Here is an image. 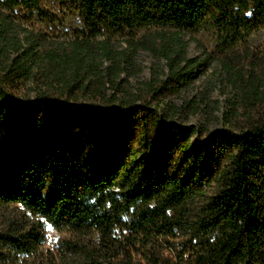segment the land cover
I'll return each mask as SVG.
<instances>
[{
	"label": "trees",
	"instance_id": "trees-1",
	"mask_svg": "<svg viewBox=\"0 0 264 264\" xmlns=\"http://www.w3.org/2000/svg\"><path fill=\"white\" fill-rule=\"evenodd\" d=\"M43 1L0 0V9L55 25ZM56 1L88 37L43 55L30 42L0 72V204L23 211L0 229V264H264V49L248 40L264 29V0ZM148 29L212 38L236 91L230 129L204 137L161 109L197 66L180 35L160 36L165 81L92 91L87 74L98 70L82 73L83 56L95 45L110 54L94 41ZM28 84L44 89L23 103ZM190 198L183 214L166 213ZM157 200L165 205L140 207ZM47 225L74 236L45 247Z\"/></svg>",
	"mask_w": 264,
	"mask_h": 264
},
{
	"label": "rangeland",
	"instance_id": "rangeland-1",
	"mask_svg": "<svg viewBox=\"0 0 264 264\" xmlns=\"http://www.w3.org/2000/svg\"><path fill=\"white\" fill-rule=\"evenodd\" d=\"M43 6L55 15L57 19L55 25L37 22L26 12L16 10L10 13L0 9V72L15 58L25 59L30 42L42 44L37 52L40 54L44 49H47L46 52H53L59 47L69 48L88 37L83 21L74 10L56 0H44ZM8 14L11 17L7 18ZM41 31L42 41L38 42L34 37ZM163 33L169 36L180 35L186 44L187 57L196 62L197 66L190 70L193 73L192 79L188 85H181L180 94L168 95L160 100L161 109L170 114L169 116L170 111H174L173 114L181 125L200 131L204 137L222 129H230L231 124L227 115L237 100L236 91L223 70L222 57L214 54V41L205 34L148 29L139 32L135 37L107 35L97 38L95 44L105 41L110 54L106 56L95 45L93 50L83 56L85 63L82 65V73L89 70V66L98 70L96 75L87 74L92 81L89 84L92 91L112 96L119 84L117 89L120 93L125 90L136 93V90L145 89L151 81L157 79L165 81L169 75V67L168 61L160 51L163 48L160 43V36ZM142 38L145 40L141 41ZM248 40L252 47L264 49V29L250 35ZM27 87L29 91H22L24 94L17 97L23 103L32 102L38 92L44 89L42 84H28ZM83 99L84 103H87L88 100ZM88 103L101 107L96 101ZM180 110L181 113H178ZM197 136L193 139L195 140ZM163 204L165 205L164 201L157 200L140 207L153 210ZM191 206V198L184 199L179 204L170 205L166 213L170 216L181 215ZM22 212L17 205L0 204V229L9 223L12 215ZM45 231L47 232L45 247L48 248H53L54 240L74 236V231L70 228L57 230L47 225ZM164 255L168 261L173 260L171 251L166 250Z\"/></svg>",
	"mask_w": 264,
	"mask_h": 264
}]
</instances>
